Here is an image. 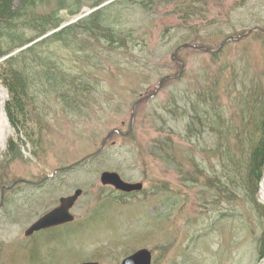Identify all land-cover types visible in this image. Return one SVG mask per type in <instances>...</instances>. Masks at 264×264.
I'll return each mask as SVG.
<instances>
[{
  "label": "rangeland",
  "instance_id": "rangeland-1",
  "mask_svg": "<svg viewBox=\"0 0 264 264\" xmlns=\"http://www.w3.org/2000/svg\"><path fill=\"white\" fill-rule=\"evenodd\" d=\"M61 1L40 10H57L59 29L111 5L108 22L121 34L91 38L75 52L41 48L66 58L22 59L31 68L23 110L15 112L24 125L6 109L0 186L63 171L0 207V264H121L141 248L152 251V264H264V176L257 188L248 181V137L264 108V0H153L146 7L142 0L93 7L98 0H75L82 7L74 15L73 1ZM249 30L219 51L182 48L175 54L181 62L172 59L185 42L216 50ZM51 66L54 81L42 74ZM183 69L135 106L130 133L116 131L92 155L111 130H129L138 99ZM103 171L144 189L103 185ZM78 188L73 222L25 236Z\"/></svg>",
  "mask_w": 264,
  "mask_h": 264
},
{
  "label": "trees",
  "instance_id": "trees-1",
  "mask_svg": "<svg viewBox=\"0 0 264 264\" xmlns=\"http://www.w3.org/2000/svg\"><path fill=\"white\" fill-rule=\"evenodd\" d=\"M57 1L62 2L61 0ZM71 1L73 2L70 14L74 15L80 11L82 5H77L78 1ZM103 1L106 0H98L91 6H97ZM49 2L50 0H0V58L21 48L15 54L0 61V83L5 86L10 95V102L6 105V109L10 120L13 123L17 121L18 125H24V123L21 118L16 117L15 112L23 110V96L26 94L25 89L31 79V68L22 59L37 58L40 61L41 58H66L57 54L58 51L51 47L47 48L46 52H41V48H45L47 43L60 44L65 49L75 52V48L85 50V45L91 38L98 40L104 38L112 41L121 34V31L108 22L107 11L111 5L100 7L76 22L59 29L63 19L59 18L57 10H53L52 13L40 11ZM140 4L145 7L150 6L153 4V0H142ZM52 30L55 31L43 37ZM50 60H52V64H55L53 61L55 59ZM20 63L23 64L20 65ZM53 69L54 67L51 66L42 74L45 73L48 80L54 81L57 78L50 73ZM54 89H57V86H54ZM20 121L21 123H19ZM249 136L251 147L248 160V181L254 183L257 188L264 176V108L261 111L259 124L254 130V137ZM260 254L264 257V232Z\"/></svg>",
  "mask_w": 264,
  "mask_h": 264
},
{
  "label": "water",
  "instance_id": "water-1",
  "mask_svg": "<svg viewBox=\"0 0 264 264\" xmlns=\"http://www.w3.org/2000/svg\"><path fill=\"white\" fill-rule=\"evenodd\" d=\"M86 13V11L82 12V16H84V14ZM252 30H249L246 34L239 36V37H234V36H229L225 41H223L220 45V47L217 50H212L208 47H204L202 45H197V44H193V43H183L182 45H180L172 54V59H174L176 62H181L179 59H175V54L177 51H179L182 48H195V49H199V50H204L206 52H212V51H219L221 49V47L228 41V40H240L244 37H246ZM184 69L177 75V76H172V75H166L164 76L160 82L159 85L157 86V88L150 94H147L143 97H141L140 99H138L134 106H133V110L131 113V123H130V128L129 130L126 132V134L130 133L133 127V120L135 117V113H134V109L135 106L137 104H139L141 101H143L144 99H148L151 98L153 96H155L163 82L167 79H176L178 76H180L183 73ZM7 97H8V92H7ZM10 102V99L8 98L5 101V104H8ZM115 131H118L121 133L120 130H111L106 138L101 142L100 147L98 148V150L93 153L92 155H96L98 153L101 152V150L103 149L104 145L108 142V140L111 138V136L113 135V133ZM100 182L103 185H111L113 186L116 190L125 192V193H133V192H140L144 189V184L143 182H129L126 181L122 178V176L116 172V171H103L100 175ZM83 193V189L82 188H78L74 191L73 194L68 195V196H64L61 201H60V205L55 207L54 209L50 210L49 212H47L46 214H44L43 216H41L40 218H38L35 222H33L25 231V235L29 236L31 234H33L36 231H40L42 229H46V228H50L53 226H57V225H61L64 223H68V222H72L75 219L74 214L71 212L72 207L74 206V204L76 203V201L79 199V197L82 195ZM80 264H100L98 261H85L82 262ZM121 264H152V251L147 249V248H141L137 251H135L134 253L128 255L127 257H125Z\"/></svg>",
  "mask_w": 264,
  "mask_h": 264
},
{
  "label": "flooded vegetation",
  "instance_id": "flooded-vegetation-1",
  "mask_svg": "<svg viewBox=\"0 0 264 264\" xmlns=\"http://www.w3.org/2000/svg\"><path fill=\"white\" fill-rule=\"evenodd\" d=\"M60 171H63V168L55 169L51 174H47L46 176H43L39 181H36L35 179H31V178H29V179H27V178H19L17 180H14L11 184H6L5 182H2V184L0 186V207H3V205L8 203L9 200L15 199V197L20 196L21 195L20 191H22V188L24 186L25 187L31 186V187H35V188H44V187L48 186L49 182L52 183V181L57 179L58 173ZM69 195H71V194H69ZM63 197H64L63 195L60 196L59 203L57 205H55V207H57L60 204V201H61V199ZM55 207H53V208H55ZM73 207H72V209H73ZM52 209H50V210H52ZM70 223L71 222L64 223V224L57 225V226H53V227L46 228V229H42V230L36 231L33 234H31L29 236H26V237L27 238H31L36 233L41 232V231L52 232L55 228L63 227L64 225H67V224H70Z\"/></svg>",
  "mask_w": 264,
  "mask_h": 264
},
{
  "label": "bare ground",
  "instance_id": "bare-ground-1",
  "mask_svg": "<svg viewBox=\"0 0 264 264\" xmlns=\"http://www.w3.org/2000/svg\"><path fill=\"white\" fill-rule=\"evenodd\" d=\"M7 97V91L3 87V85L0 84V144H2L5 140V128L2 126V124H7V111L5 107V98Z\"/></svg>",
  "mask_w": 264,
  "mask_h": 264
}]
</instances>
